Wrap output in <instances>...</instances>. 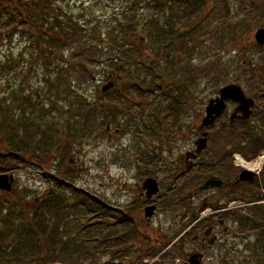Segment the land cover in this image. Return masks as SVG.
I'll return each instance as SVG.
<instances>
[{"label": "flooded vegetation", "instance_id": "flooded-vegetation-1", "mask_svg": "<svg viewBox=\"0 0 264 264\" xmlns=\"http://www.w3.org/2000/svg\"><path fill=\"white\" fill-rule=\"evenodd\" d=\"M101 1L86 0L84 11L91 3L100 6ZM190 1L194 2L165 0V11L193 7L194 15L187 18L184 28L194 33L201 28V0ZM255 1L264 4V0ZM222 10L224 15L227 9ZM263 14L264 6L260 17ZM184 21L175 23L183 27ZM229 29L226 40L218 41L224 42L221 55L229 60L212 64L218 69L213 75L225 76L227 82L215 88L189 89L190 81L198 86L201 76H207L206 69L195 68L178 106L170 109L165 93L160 92L156 97L166 100L165 109L163 105L156 109L145 100L138 114L121 112L117 104L113 114L106 113L136 131L141 142L161 144L165 155L158 159L157 174L151 165L155 158H143L147 169L135 170L143 178L129 186L124 204L120 200L125 184L108 186L96 198L82 191L97 215L87 219L93 223L92 239L83 237V243H73V247H89L90 239L95 247L97 242L99 264H264V41L256 40L257 33H264V24L252 40L241 39L237 47L231 40L234 26ZM174 44L165 40V47ZM114 79L111 74L105 81L115 86ZM228 86L238 88L225 91ZM101 89L102 94L112 90ZM128 91L116 90L112 100H122ZM140 92L151 97L155 90ZM106 124L110 131L111 122ZM175 144L180 145L170 160ZM147 180L156 181L155 193L148 192ZM4 193L11 198L13 184ZM6 204L19 205L21 199ZM150 207L154 210L147 216ZM161 208H165V233L153 239L147 231Z\"/></svg>", "mask_w": 264, "mask_h": 264}, {"label": "rangeland", "instance_id": "rangeland-1", "mask_svg": "<svg viewBox=\"0 0 264 264\" xmlns=\"http://www.w3.org/2000/svg\"><path fill=\"white\" fill-rule=\"evenodd\" d=\"M85 1L56 0L54 5L62 15L60 19L65 20V23L68 25H70L71 21L67 20L75 21L78 18L82 20L80 22H82V25H85L86 29L85 39H88L89 43L100 44V46H96V44L92 46L94 51H97L98 48L103 49V56L99 58V61L101 59L103 61L113 60L112 56L116 52L114 49L107 50L109 48L106 46L105 31L106 29H112L115 22H119L120 25L122 24L120 22L123 21L124 12L132 3V0H102L100 6H95L91 3L87 12L84 11ZM90 1L92 2V0ZM7 2L8 0L0 1V14L2 15L5 10L8 11V14L17 11L16 8L5 4ZM21 5L22 7L26 6L24 1H21ZM146 5L144 3L138 5L136 0L135 20L147 18L145 15L149 13L150 7ZM263 6L264 4H260L255 0H201V10L199 13L201 28L193 33V29L189 27L186 29L175 27V39L169 37L170 40L174 39L175 44L170 46L169 51H160L163 54V56L159 57L160 65H164L166 60L169 62L173 61V65H171L174 67L171 70L175 72L181 71L182 73H191L195 68L206 69L207 76H201L198 86H196L194 81H190L189 89L200 90L202 88L203 90L224 84V82H227L225 76L220 78L219 75H213L218 69L213 68L212 64L220 65L229 60H226V57H222L221 55L222 49L224 50V42L218 43V41H225L226 30L230 27L233 28V26L234 29L231 35L233 47L240 46L238 41L241 39L252 40L257 28H260V25L264 24V14L262 17L259 15L260 9ZM222 9H227V11L224 10V15L222 14ZM226 15H228L227 18H225ZM6 19H8L6 14L0 18V62L13 59L18 60L19 57H22L26 62L27 58L30 57V52L24 49L27 45V38L22 35L19 24L14 26L5 21ZM88 20H90L89 24L87 23ZM94 28L98 31L93 30ZM146 28V24L143 27L136 24V27L133 29L135 30L137 40L139 37L145 35L144 29ZM88 33L89 36H87ZM93 34L97 35V37ZM228 35L230 36V34ZM143 41L146 42H143V48L141 47L140 49L151 50L149 49L151 45L149 40ZM102 46H106V48ZM91 53L92 51L89 49L84 50L83 56L78 57L68 49L65 59L70 61L72 69L66 75H64L65 73H53L52 71L43 69L44 65L41 62H48V66H51L52 64L57 65L61 61L58 52L57 55H54V52H46L44 55H39L38 53L34 64L35 70H31L29 80L27 81L28 86L23 85L22 91L10 88L11 82L12 86L16 87L14 81L17 82L19 80L13 74L9 76V84L7 82L0 84V95L2 93L9 95L12 91L16 93L20 92L22 95L25 91L30 90L32 95L35 93L41 99L50 100L49 102H44L45 106L41 103L43 108L40 107V110L42 109V112L35 111L38 117L37 122L43 128L46 126L51 129L52 133L57 135V141L61 142L59 148L63 147L65 150V152L62 151L60 154H57L55 151L47 154H38L37 163L30 160L12 163L10 160V171L6 172V174L10 175L13 172L14 195L11 198H7L4 192L0 193L2 207H6L9 210V214H7V211L2 214L5 215V217H2L3 220L7 221L9 229L17 234L24 231V224L25 226H31L30 230L32 233L29 237L31 236L32 240H39L37 233L34 232L36 231L34 224L41 220L40 216L35 217L34 220H28L23 214L28 213V211L36 207L41 208L40 204L42 200L46 199L51 190H54L53 192L56 195H60L64 199V203L67 206L70 205L71 208L68 207L65 210L68 217L64 218L61 214L57 213L59 203L56 199H53L56 211L52 212L48 208L42 210L50 214L54 219V221L51 220L49 222V229L55 225V229L52 230V237L51 233H45L47 237L53 238L50 244L47 243L48 248L45 249L42 245L34 244L33 241L31 243V240L26 242V235H23L25 239L24 243L18 242L16 244L11 242L12 239L11 241L5 240L4 246L0 245V248H2L0 250V264H99V244L95 242V247L92 246L93 223L92 221H87L91 215L82 211V206L88 204L83 199L85 198L83 192L85 191L96 198L108 186L125 184V192H123L125 194L120 200L121 204H124V197L129 186L136 185L143 178V175L140 176L135 170L147 169L142 164L144 162L143 158L146 156L152 158L156 156L151 164L153 165V172L157 174L156 170L160 168L159 164L161 161L159 162L158 159H162V156L165 155L164 147L162 148L161 144H156L157 142H154V144L141 142L140 138L136 135V131L126 126L125 123L119 122V118L117 117H107L106 113L111 111L113 114L115 104H117L121 112L136 111L138 114L142 106L141 103L145 100H149L150 103L153 102L151 106H155L156 109H161L162 105L164 106L162 109H165L166 100L162 97H156L160 92L165 93V86L163 89L154 88L155 92L153 96L148 97L144 93L141 95L140 89L132 85V83L140 84L141 82L134 80L129 83L128 77L121 74L122 82L118 81L116 87L114 86L112 90L106 94H102L100 88L107 84V81H105L106 77L114 72L110 70V66L106 61L89 63ZM80 63L85 67L81 68ZM21 65L19 63L16 66L20 74ZM28 67L29 61L26 63V68ZM25 74L27 73H22V75ZM48 78L50 79V83L56 85V90L54 88L49 93L46 90ZM124 84L129 87L127 88L129 91L123 93L122 100L114 102L112 99L116 90L121 89V86ZM156 84L161 85L162 83L156 80ZM131 86L134 87L131 88ZM132 105H135V107H132ZM151 109L147 108L145 110ZM73 121L77 122L74 124L76 126H74L72 131H69L68 127ZM78 121H82L83 125H77ZM106 121L111 122L110 131H107ZM160 132V130H157V135H162L159 134ZM179 145H172L173 156L170 157V160L177 153L176 147H179ZM58 171L72 172L75 176L72 181H64L65 183L60 185L59 181L56 180L58 177L55 175ZM135 175H139V177H135ZM159 177L163 179L161 174H159ZM107 193L109 194L110 192L108 191ZM16 198L21 199L20 206L6 204L8 201ZM3 203H5V206ZM73 205H75V209L71 207ZM23 207L28 211L24 210ZM19 212H22V215L18 217ZM90 213L92 216L97 215V213L93 214L94 211ZM168 216H170L169 219L173 217L171 209ZM11 218L15 222L11 221ZM149 228L147 232H150L153 239L160 238V235L165 233V208L159 210L150 223ZM96 229L97 226H95ZM83 237H91L90 243H88L89 247L86 245L83 247H73V243H83ZM69 242L72 246L68 248ZM61 250L65 253L67 252V257L61 253ZM27 251L33 252L34 257L25 256ZM9 255L11 256L9 257ZM44 255H47L46 258H44Z\"/></svg>", "mask_w": 264, "mask_h": 264}, {"label": "trees", "instance_id": "trees-1", "mask_svg": "<svg viewBox=\"0 0 264 264\" xmlns=\"http://www.w3.org/2000/svg\"><path fill=\"white\" fill-rule=\"evenodd\" d=\"M21 1H24L26 6L22 7ZM55 1L56 0H52V4L51 0H8V2L5 3L9 7L17 9V11H13L11 14H8V11L5 10L3 15L6 14L8 16V19L5 21L14 26L19 24L21 27L22 35L27 38V45L24 49L30 52V57L27 58V61H29L28 68H26L27 61L25 62L22 57H19L18 60L13 59L0 62V84H3L4 82L9 84V76L13 74L15 77L19 78V80L17 82L14 81L16 87L12 86L11 82L10 88L22 91L23 85L28 86L27 81L29 80L31 70H35L34 64L38 53L39 55H44L46 52H54V55H57L58 52L61 61H59L57 65L52 64L51 66H48L49 63L45 61L41 63L44 65L43 69L52 71L53 73H65L64 75L68 74V71L72 69L70 61L65 59L68 49L74 52L78 57L83 56L84 50L89 49L92 51L91 56H89V63H99L100 61H103V59L99 61V58L103 56V49L98 48L97 51H94L92 48L95 44L96 46H100V44H92L89 43L88 39H85L86 29L85 25H82V22H80L82 20H80V18L75 21L67 20L71 21L70 25L65 23V20L60 19V16L62 15L54 5ZM187 1L189 3L194 2L190 0ZM137 3L138 5L144 3L147 4L146 6L150 7L149 13L145 15L147 18L144 20H135L136 13L134 14V11L136 8V0H132V3L124 12L123 21L120 22L122 24L120 25L119 22H115L112 29H106L105 31V39L107 40L106 46L109 48L107 50L114 49L116 54L112 56L113 60H104L103 62L106 61L110 66V70L114 72V74H111L116 78L114 79L116 83L115 87L117 86L118 81L122 82L121 74L128 77L129 83L134 80L141 82L140 84L132 83L135 88H139L140 90L154 88L163 89L165 86V95L168 101L167 106L172 109L180 104L179 101H181V95L183 91L187 89V82L191 79L192 72L182 73L181 71L175 72L174 70H171L174 67L172 66L173 61L169 62L166 60L164 65H160L161 62H159V57L163 56L160 51H169L170 47H165V40H170L169 37H171V39L175 37V27H178L179 24L175 22L185 18L182 28L188 26L187 18L192 19L194 9L193 7L191 9L187 8L182 12L180 11V8H178L177 11L172 9L171 12L167 13L165 11V0H137ZM3 15L0 14V18H2ZM88 23H90V20H88ZM136 24L141 25L142 27L144 24L147 25V28L144 29L145 35L139 37L138 40L135 30L133 29L136 27ZM93 30H96V28ZM87 36H89V33ZM95 37H97V35H95ZM174 39L172 41H174ZM143 40H149L151 44L149 49L151 50L147 51L145 49H140L143 46V42H146ZM106 46L102 47L106 48ZM19 63L20 65L22 64L21 74L18 73L16 68ZM80 67L84 68L85 66L80 63ZM23 72H26L27 74L22 75ZM156 80L162 84H156ZM47 82L46 90L48 93L50 90H54V88L56 90V85L50 83L49 78L47 79ZM134 86H131V88ZM122 88L127 89L129 87L124 84L121 86V89ZM33 95L30 93V90L25 91L22 95L20 92L16 93L15 91H12L9 95H6L5 93L0 95V173L10 171V160L12 163L15 161L25 162L27 160L37 163L38 154H47L54 151L57 154H60L62 151L65 152L63 147L59 148L61 142L57 141V135L53 134L48 127L45 126L43 128L42 125L37 122L38 117L36 116L35 111L42 112L40 107L43 108V106H45L44 102H49L50 100L41 99V97L35 93H33ZM41 103L43 106H41ZM75 121H73L68 127L69 131H72L74 126H76L74 125L77 123ZM77 125H83L82 121ZM55 175H57L58 179H55L59 181L60 185L65 183L64 181H72L75 176L72 172L60 171ZM53 191L54 190H51L46 199L42 200L40 204L41 208L38 207L31 211L26 209L28 213L23 214L28 220H34L35 217L40 216L41 220L34 224L36 230L34 232L37 233L39 240H32V237H29L32 233L30 230L31 226H25V224L22 233L17 234L11 231L8 227V222L2 218L5 217V215L2 214H4L5 211L9 214V210L4 209L1 205L2 202H0L1 246H4L5 240L11 241V239V242L16 244L18 242L24 243L25 239L23 235H26V242L31 240V243L33 241L34 244L42 245L45 249L48 248L47 243L50 244V242H52V230L55 229V225L49 229V222H51V220L54 221V219L50 214L45 213L42 210L48 208L52 212H55L56 208L53 204V199H56L59 203L57 213L61 214L64 218L68 217L65 210L68 207L70 208V205L67 206L63 201L64 199L60 195H56ZM20 205L21 204H19V206ZM71 207L75 209V205ZM82 211L83 213L92 215L90 212L93 213L94 208L86 204L82 206ZM18 215H22V212H19ZM11 221L15 222L13 218H11ZM45 233H51V237H47ZM1 249L2 248H0V250ZM61 253L67 257V252L65 253L61 250ZM10 256L11 255H9V257ZM25 256L34 257V253L27 251ZM46 256L47 255H44V258H46Z\"/></svg>", "mask_w": 264, "mask_h": 264}, {"label": "water", "instance_id": "water-1", "mask_svg": "<svg viewBox=\"0 0 264 264\" xmlns=\"http://www.w3.org/2000/svg\"><path fill=\"white\" fill-rule=\"evenodd\" d=\"M256 40H258V41H264V33L263 32L257 33ZM112 87H113V84L112 83H109V84L105 85L101 89V91L102 92H106L109 89H111ZM236 88H238V87L228 86L224 90L227 91L229 89H236ZM224 94L226 95V93H224ZM12 183H13V176L12 175L8 176L6 174H0V190L1 191H6V192L10 191L11 190ZM146 183L147 184H145V187L148 189V192L149 193H155L157 191L156 181H154V180H147ZM208 184L209 183H207L206 185H208ZM153 210H154V207L148 208L146 215L147 216H151Z\"/></svg>", "mask_w": 264, "mask_h": 264}]
</instances>
